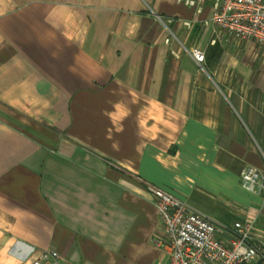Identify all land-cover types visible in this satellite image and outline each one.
<instances>
[{"label": "crops", "instance_id": "0c3cea01", "mask_svg": "<svg viewBox=\"0 0 264 264\" xmlns=\"http://www.w3.org/2000/svg\"><path fill=\"white\" fill-rule=\"evenodd\" d=\"M211 15L0 0V264H168L151 188L264 241V192L240 177L264 170V48Z\"/></svg>", "mask_w": 264, "mask_h": 264}, {"label": "built area", "instance_id": "2783aa9c", "mask_svg": "<svg viewBox=\"0 0 264 264\" xmlns=\"http://www.w3.org/2000/svg\"><path fill=\"white\" fill-rule=\"evenodd\" d=\"M201 13L211 3V20L239 40L255 41L264 48V0H184ZM191 27V22H184ZM171 34L170 42L177 38ZM202 65L205 53L191 49ZM242 185L249 191L264 192V170L246 165L240 173ZM164 234L157 243L168 264H255L264 263V241L253 235L255 221H237L231 229L199 213L168 192L151 188ZM225 233L226 236H221ZM30 264H67L56 250L42 251Z\"/></svg>", "mask_w": 264, "mask_h": 264}]
</instances>
